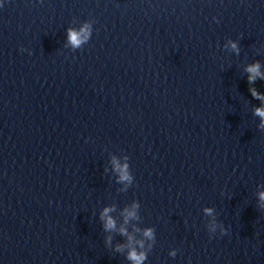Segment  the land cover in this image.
I'll return each instance as SVG.
<instances>
[{"label":"clouds","instance_id":"1","mask_svg":"<svg viewBox=\"0 0 264 264\" xmlns=\"http://www.w3.org/2000/svg\"><path fill=\"white\" fill-rule=\"evenodd\" d=\"M213 19L216 20L215 17ZM92 31H93L92 25L87 22L84 23L78 30L69 28L67 30V39L69 44L72 46L73 49L81 48L83 44L87 43L90 40L92 36ZM229 45L235 53L239 54L240 48L237 41H229ZM21 51H29V50L22 48ZM31 54L32 53L29 51V55ZM260 67L261 66L258 61L246 67L245 71L248 73L247 79L250 85L254 84L257 78H259L260 80H264V73L260 71ZM249 92L255 99L264 101V94L257 92L255 88H249ZM254 114L261 118L260 128L264 129V107L256 108ZM125 159L127 160L128 158L125 157ZM112 163L114 170L119 174L118 182L125 183L126 185L132 184L134 177L129 171L128 163H124L122 165L119 161L116 160L115 157L113 158ZM259 200L262 202L260 204V207L264 209V192L259 193ZM137 207L138 205L134 203L131 209L129 208L124 209L123 215H124L125 224H127L130 219H137V214H136ZM112 211H114V207H105L103 212L101 213V219L104 221V229L106 231H111L116 229V221L113 219L112 216L109 215V213ZM205 212L211 214L212 209L206 208ZM212 231L214 232L215 228H213ZM119 232L122 235L128 236L129 242L131 243L133 238L130 235H128V232L125 227L121 226ZM220 233L221 235L227 233V229L223 225L220 226ZM143 235L149 240L153 239L154 238L153 229L152 228L145 229ZM110 239L111 238L109 237V242ZM137 243H139L140 247L143 248L144 245L142 241H138ZM121 248L122 246H117V251H120ZM170 255L175 257L176 251L175 250L171 251ZM127 258L131 260L133 264H143V262L147 259V256L144 252H137L135 248H131Z\"/></svg>","mask_w":264,"mask_h":264}]
</instances>
